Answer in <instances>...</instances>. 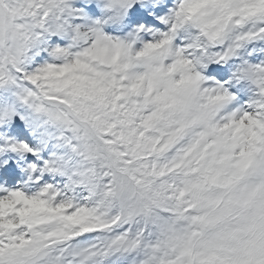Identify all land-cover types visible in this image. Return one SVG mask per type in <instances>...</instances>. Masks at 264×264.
I'll use <instances>...</instances> for the list:
<instances>
[{
    "label": "snow or ice",
    "instance_id": "6c2138e0",
    "mask_svg": "<svg viewBox=\"0 0 264 264\" xmlns=\"http://www.w3.org/2000/svg\"><path fill=\"white\" fill-rule=\"evenodd\" d=\"M72 2L0 0V124L23 110L36 140L0 153H49L0 187V264H264V0H173L140 47L171 45L157 81L130 63L143 26L105 35L122 10L87 23ZM209 64L247 104L204 86ZM184 84L204 95L177 99ZM225 99L214 126L191 118Z\"/></svg>",
    "mask_w": 264,
    "mask_h": 264
},
{
    "label": "rangeland",
    "instance_id": "374dc122",
    "mask_svg": "<svg viewBox=\"0 0 264 264\" xmlns=\"http://www.w3.org/2000/svg\"><path fill=\"white\" fill-rule=\"evenodd\" d=\"M90 2L93 4V6L97 10V11L95 10L94 12L92 11L93 12L92 14L97 13V15H95V16H93L89 12V10L87 9V5L90 6V4H89ZM147 5H148V3H146L144 6H141L140 4H134L128 10L127 14L122 19H120L118 22H111L110 21V22L104 24L103 25V31H104L105 35L116 37L119 39H124L130 33H133L132 29L135 31L136 29L140 28L139 26H141L140 25L141 22L132 25L130 22H128L131 19L129 16L133 12H139V11L140 12L141 11L146 12V6ZM71 6L73 8L81 10L83 15L86 17L87 23H91L92 21H97V20L104 21L107 18V15H110V14H106L104 11L101 10L102 5L100 4L99 0H73ZM170 8L171 7H168L167 10L169 11ZM83 22H85V21H75V23H83ZM137 22H139V21H137ZM119 30L125 31L124 32L125 35L123 37L118 35ZM158 31H161V30H158ZM53 39H56V38H53ZM149 40H150V38L149 39H141V41H138L133 46L134 49L139 50L140 47L142 46V42H148ZM257 47L259 49L261 47H264V45H260ZM254 56L256 57V59H264V51L257 50L254 53ZM252 62H256V60H253ZM210 65H216V64H209L208 66H210ZM229 70H230V68H229ZM230 75H231V70H230ZM210 76H211L212 80H214L216 83H218L217 78H215L213 75H210ZM204 86H207V85H204ZM208 86H211V85H208ZM237 87H238L237 91L240 90L244 93L242 95L245 98V104H247L248 98H249V93L247 92L246 85L243 83H240V84H238ZM235 96L237 97V95H235ZM236 97H235V99H236ZM234 104H235L234 106L231 105L230 107L239 106L237 104V102H234ZM20 115L26 116V113L23 110H21ZM20 115L14 116L10 122L0 124V146L4 145L5 140H7L9 142L15 141L17 143H26L29 146H35L36 140L31 135L30 130L26 126L25 122L20 119ZM48 154L49 153L47 150L44 152H41L40 153V159H37L36 157L32 156L31 154H25L23 157H21V156L17 155L16 153H13V152L0 153V167H2L4 169V173L7 174L8 180H13V179H10L11 176L12 177L16 176V178H17V173L19 172L18 175L23 179V184H25V182L28 179V173L26 171L28 166L29 165H36L37 167H41L43 165L44 160H46L48 158ZM11 161H12V163H10ZM2 168H0V183H2L3 180H6L5 175H3V174L1 175ZM33 175L34 176L39 175V173H34ZM42 179L47 180L48 177L45 176ZM10 186L13 187V189H8L6 186H3L2 184H0V187H3V188L8 189V190H16V189L20 188L22 186V184H21V186H19L17 184L16 185L11 184ZM0 195H3V193H0Z\"/></svg>",
    "mask_w": 264,
    "mask_h": 264
},
{
    "label": "clouds",
    "instance_id": "9594fccd",
    "mask_svg": "<svg viewBox=\"0 0 264 264\" xmlns=\"http://www.w3.org/2000/svg\"><path fill=\"white\" fill-rule=\"evenodd\" d=\"M102 5V11L108 0H99ZM114 8L122 10L123 17L134 4L144 6L148 0H111ZM174 59L171 45H165L156 49H139L131 57L130 63L138 66L148 80L157 81L166 70L168 62ZM204 95L201 85L184 84L177 90V99L192 101ZM230 103L228 100H221L215 103H205L195 109L192 113V119L203 123L206 127H211L213 121L220 115L223 109Z\"/></svg>",
    "mask_w": 264,
    "mask_h": 264
},
{
    "label": "bare ground",
    "instance_id": "6f19581e",
    "mask_svg": "<svg viewBox=\"0 0 264 264\" xmlns=\"http://www.w3.org/2000/svg\"><path fill=\"white\" fill-rule=\"evenodd\" d=\"M172 3H173V0H149L148 1V5L146 6V12H143V11L140 12L139 11V12L132 13L129 16L132 20L128 21V22L136 23L137 21L141 20V23H142L141 26H143V28L146 30L145 32L141 33L142 37L143 36H149L150 33H148V31H147L149 29H154L155 31L156 30H164L165 28H164V25H162L160 23V18L168 14V11L166 9L169 6H172ZM87 8L89 9V11L91 13H93L96 10L95 7L93 5H91V4H90V6L87 5ZM165 10L167 12H165ZM94 14H97V13H94ZM118 32H125V31L119 30ZM144 34H146V35H144ZM226 67L227 68L225 69L224 66H218V67L212 69V72L217 76V78L218 79L221 78V80L224 81V82L229 81L230 80V76H231L228 65H226ZM223 85H228L229 86V88H228L229 92L233 93V94H230V95H232V96L237 95V97L235 96L236 97V99H235L236 101L234 100L232 102L233 105H235L234 102H237V104L239 106L245 104V98L242 95L244 93L242 91H240V90L237 91L238 84H235V83L229 84V83H227V84H223ZM15 178H16V176H13V177L11 176L10 177V179H15ZM6 183H8V182H6Z\"/></svg>",
    "mask_w": 264,
    "mask_h": 264
}]
</instances>
